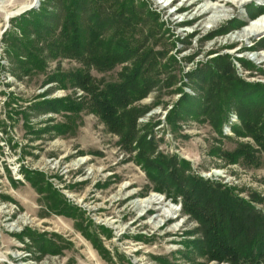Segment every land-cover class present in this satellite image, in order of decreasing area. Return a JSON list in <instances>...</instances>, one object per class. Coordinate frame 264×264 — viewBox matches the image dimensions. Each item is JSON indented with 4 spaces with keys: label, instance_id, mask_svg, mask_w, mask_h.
Segmentation results:
<instances>
[{
    "label": "rangeland",
    "instance_id": "374dc122",
    "mask_svg": "<svg viewBox=\"0 0 264 264\" xmlns=\"http://www.w3.org/2000/svg\"><path fill=\"white\" fill-rule=\"evenodd\" d=\"M97 1L107 11L117 4V0ZM144 1L145 11L147 8L153 16L157 14L156 19L141 11L135 15L141 22L125 32L131 45L139 47L137 54L147 48L157 54L156 70L149 75L156 81L142 98L127 106L138 110L133 138L127 141L85 109L75 117L72 131L56 134L50 130L64 117L35 111L30 107L33 102L83 96L84 92L68 81L63 88L54 81L44 83L45 76L84 65L75 57H47L43 72L15 74L2 34L10 28L17 31L12 19L27 11L18 14L22 5L33 3L32 8L37 9L43 3L52 13L47 19V36H57L64 21L62 5L60 0H0V264H230L207 259L201 252L202 244L191 241L201 237L198 221L181 208L179 198L174 200L165 189H155L156 181L136 161L141 150L139 136L153 141L150 157L157 153L171 156L178 166L182 160L186 163L184 173L228 187L235 197L254 204L264 214V153H256L255 164L241 157L230 162L225 153L240 143L257 148L255 141L240 133L234 106L222 114L217 127L207 115L213 112L210 106L204 112L195 100L199 96L203 102L201 96L207 87L199 81L198 71L216 69V62H227L244 81L264 83V35H241L258 16H252L255 11L264 8V0ZM216 5L218 8L210 7ZM88 8L89 4L80 6L84 28ZM158 22L162 25L157 26ZM227 24L228 31L221 32ZM114 30L107 25L98 32L115 36ZM131 60L115 63L109 70L93 65L87 69L96 82H119V73ZM176 88L194 99L168 115L181 95ZM44 92L47 94L37 99ZM127 128L131 129L129 125ZM21 165L40 170L55 195L60 194L73 208L60 211L67 208L62 207L64 202L57 196L50 198L46 189L36 190L23 177ZM151 194L161 201L148 208L137 203ZM22 227L46 231L60 245V251H37L30 237L22 235L21 240L17 236ZM94 238L106 251L96 247Z\"/></svg>",
    "mask_w": 264,
    "mask_h": 264
},
{
    "label": "trees",
    "instance_id": "16d2710c",
    "mask_svg": "<svg viewBox=\"0 0 264 264\" xmlns=\"http://www.w3.org/2000/svg\"><path fill=\"white\" fill-rule=\"evenodd\" d=\"M98 2L97 0H60L64 21L58 35L52 38L47 36L50 31L47 19L52 13L46 9L44 2L40 3L37 9L32 8L15 16L12 21L17 31L10 28L2 34L3 42H6L5 53L14 64L12 71L21 76L43 72L47 57H75L84 67L75 68L67 73L59 71L49 73L45 76L44 83L54 81L63 88L68 81L82 90L84 95L42 98L34 101L30 107L35 111L62 114L64 120L50 126V130L56 134L72 131L75 117L79 111L85 109L97 115L109 129L121 134V137L124 136L128 141L133 138V123L138 110L127 106L142 98L156 81L151 80L149 75L151 72L154 73L158 62L157 54L148 48L142 49L137 54L139 47L131 45L130 35L125 30L130 31L136 23L141 22L135 16L139 12L143 11L148 18L153 17L152 20L156 19L157 14L153 16L147 8L145 11L144 0L137 3L133 0H117V4L112 5L110 11ZM86 4H89V8L86 12L87 18L86 16L84 18V23L87 21L84 28L81 23L80 15L83 11L80 6ZM263 9L260 7L252 16L260 14ZM134 19L136 21L133 22ZM107 25L115 28V36L100 35L98 31ZM156 25L160 26L162 23L158 22ZM228 25H225L226 29L223 27L221 32H227ZM149 27L148 32L152 26ZM261 42L264 43L263 40ZM130 58L132 60L129 66H124L123 71L119 73V82H102V80L96 82L87 69L89 65H93L101 71L109 70L115 63L125 62ZM215 64L216 69L205 67L198 71L199 81L205 83L207 87L205 96H201L204 97L203 102L198 96L195 97L196 104L204 112H207L206 108L210 106L213 112L207 115L217 127L222 114L224 115L232 106L235 107L234 110L241 123L240 133L249 135L255 141L257 148H252L248 143H240L234 151L225 154L230 162L241 157L248 163L255 164L258 161L256 153H264V83L244 81L234 74L227 62ZM168 83L170 80L166 81V84ZM179 92L181 95L172 105L168 115L180 104L194 99L182 90ZM46 94L47 92H44L37 96V99ZM21 113L26 118L24 112ZM127 125L131 129H128ZM137 142L141 150L137 154L136 161L141 162L146 174L156 181L155 189H165L174 200L179 198L181 208L198 221L201 237L191 241H199L202 244L201 252L207 259L226 260L230 264L264 263V214L259 212L254 204L235 197L228 187L221 188L220 184L211 182L207 178L194 173H184L186 163L182 160L178 166L171 156L157 153L150 157V152L153 151L152 140L145 141L143 136H139ZM20 168L23 177L36 190L46 189L50 198L51 195L57 196V200L65 203L62 207L66 205L67 208L60 211L69 212L68 208H73L60 198V194L55 195L54 188L42 177L40 170L27 168L24 165ZM101 228L104 230L105 227ZM22 235L31 238L37 251L51 253L60 251V245L51 239L46 231L39 232L31 230L30 227H22L17 236L22 240ZM95 238L92 241L96 247L106 251ZM157 258L162 263L167 262V259Z\"/></svg>",
    "mask_w": 264,
    "mask_h": 264
},
{
    "label": "bare ground",
    "instance_id": "6f19581e",
    "mask_svg": "<svg viewBox=\"0 0 264 264\" xmlns=\"http://www.w3.org/2000/svg\"><path fill=\"white\" fill-rule=\"evenodd\" d=\"M32 3L26 4V5H22L19 9H18V14L20 12H23L26 8L31 9L34 5L31 6ZM211 8H218L217 5L216 6H210ZM16 12V11H15ZM7 14V13H6ZM11 15V14H10ZM9 14L6 16L7 18L10 16ZM264 35V9L263 11L253 20H251L249 22V24H247L243 30H242V37H249L251 35ZM264 57V56H263ZM160 198L159 196L155 195V194H151L150 196L146 197V198H142L139 199L137 201V203L144 207V208H148L150 206L156 205L160 202ZM170 210V209H168Z\"/></svg>",
    "mask_w": 264,
    "mask_h": 264
},
{
    "label": "water",
    "instance_id": "95a60500",
    "mask_svg": "<svg viewBox=\"0 0 264 264\" xmlns=\"http://www.w3.org/2000/svg\"><path fill=\"white\" fill-rule=\"evenodd\" d=\"M35 2V1H34ZM33 5V3L31 4V6Z\"/></svg>",
    "mask_w": 264,
    "mask_h": 264
}]
</instances>
